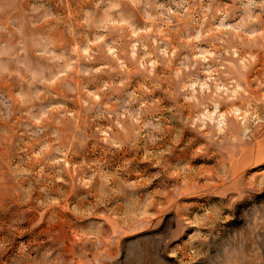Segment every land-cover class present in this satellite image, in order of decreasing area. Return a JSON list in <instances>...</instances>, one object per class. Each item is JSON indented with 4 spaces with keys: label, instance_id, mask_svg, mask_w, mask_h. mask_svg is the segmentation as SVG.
I'll return each instance as SVG.
<instances>
[{
    "label": "rangeland",
    "instance_id": "374dc122",
    "mask_svg": "<svg viewBox=\"0 0 264 264\" xmlns=\"http://www.w3.org/2000/svg\"><path fill=\"white\" fill-rule=\"evenodd\" d=\"M0 264H264V0H0Z\"/></svg>",
    "mask_w": 264,
    "mask_h": 264
}]
</instances>
